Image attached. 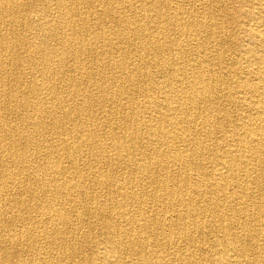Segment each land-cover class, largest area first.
<instances>
[{
	"label": "bare ground",
	"instance_id": "6f19581e",
	"mask_svg": "<svg viewBox=\"0 0 264 264\" xmlns=\"http://www.w3.org/2000/svg\"><path fill=\"white\" fill-rule=\"evenodd\" d=\"M237 3L0 0V264H264V0Z\"/></svg>",
	"mask_w": 264,
	"mask_h": 264
},
{
	"label": "rangeland",
	"instance_id": "374dc122",
	"mask_svg": "<svg viewBox=\"0 0 264 264\" xmlns=\"http://www.w3.org/2000/svg\"><path fill=\"white\" fill-rule=\"evenodd\" d=\"M228 1V4L230 5L232 11L235 13V14H238L239 10H238V3H237V0H227ZM244 6V5H243ZM244 8H248V7H244ZM249 9V8H248ZM251 9V8H250Z\"/></svg>",
	"mask_w": 264,
	"mask_h": 264
}]
</instances>
